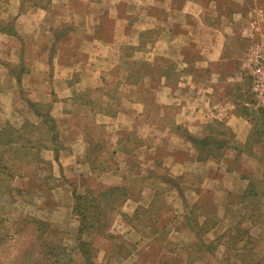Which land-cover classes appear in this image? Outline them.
Masks as SVG:
<instances>
[{"label":"rangeland","instance_id":"obj_1","mask_svg":"<svg viewBox=\"0 0 264 264\" xmlns=\"http://www.w3.org/2000/svg\"><path fill=\"white\" fill-rule=\"evenodd\" d=\"M176 4L180 6L183 0ZM41 6L46 15L40 22L33 19L26 25L19 19ZM121 13L126 16L120 17ZM151 16L166 20L161 8L145 0H0V31L9 35L19 50L14 62L9 57L0 58V62L17 79L33 71L32 76L41 80L31 79L30 84L39 83L45 89L37 100L25 89L17 100L0 99L6 111L0 127L37 121L29 102L39 104L40 111L50 103L49 114L58 136L55 151L41 149L29 164L24 154L16 159L25 165L28 175L13 180L24 190L21 197H0V264H86L77 248L78 239L89 242L90 264H126L125 259L138 248L139 235L155 236L140 243L139 254H143L139 259L144 264H150L147 251L160 253L170 248L166 238L173 225H180L181 217L168 216V207L193 205L188 198L186 201L187 188L169 171L164 159L174 146L178 147L175 156L181 158L186 151L183 148L193 146L188 135L207 134H190L180 122L181 114L176 113L177 104L167 105V98L160 97L168 84L177 86L179 66L167 61L166 35L156 39L166 25L152 27ZM142 21L145 28L135 34L134 27ZM252 28L249 41L239 45L246 48L242 56L250 71L252 94L259 102L253 90L252 65L253 51L264 43V32ZM8 29L11 32H5ZM39 52L46 56L43 68L35 66ZM161 76H170L169 83L162 85ZM150 147L153 154L148 152ZM203 167L215 169L216 165ZM171 179L175 184L168 182ZM114 186H121L126 195L106 212L101 232L79 234L78 217L72 211L73 191L83 193L91 187L98 192ZM146 188L154 190L150 204L137 205L141 190ZM234 200L235 196L229 201ZM192 210L198 214L197 209ZM239 213L237 206L230 208L222 217L225 226ZM37 219L47 228L32 221ZM38 229L42 230L40 239ZM253 235L259 239V254L251 261L262 258L260 264H264V229L254 228ZM193 245L176 247L175 252L188 251L187 264L214 258L216 252L194 257ZM218 247L219 261L227 249L222 244ZM173 260L180 262L176 256Z\"/></svg>","mask_w":264,"mask_h":264},{"label":"crops","instance_id":"obj_2","mask_svg":"<svg viewBox=\"0 0 264 264\" xmlns=\"http://www.w3.org/2000/svg\"><path fill=\"white\" fill-rule=\"evenodd\" d=\"M145 1H149L166 13V16H162L166 20L151 16L150 25L152 27L166 25V29L163 28L156 39L159 40L166 35V52L169 57L167 61L174 62V67L179 66L177 86L168 84L167 90L161 93L160 97L167 98V105L177 104L176 113L181 114L180 122L190 134H200L203 131V134L218 135L224 140L223 147L216 151L214 156L200 157V152L194 146H190L183 148L186 151L182 152L181 158H177L174 149L178 147L174 146L167 151L164 159L169 171L180 177L182 185L187 188L185 194L189 195H186V201L188 198L187 202L193 205L190 209H197L198 214L193 213L197 223L200 225L214 219V223L212 224L211 221L209 229L201 235L205 242H209L227 227L222 217H225L229 200L242 193L250 176L259 177L264 171V98L258 97L259 102L254 99L249 82L250 71L242 56L244 55L242 49L246 48L239 45V42L249 41L248 33L252 27L261 33L264 32V0H183L180 6L176 4V0ZM228 3L233 5L229 6ZM28 11L25 15L18 16L26 25L33 19L38 23L46 15L43 6ZM119 16L126 15L121 13ZM26 25L22 27L23 30ZM134 28L135 34L137 30L144 29L143 21ZM19 31L22 32V29ZM157 40L156 44H159ZM11 42L10 36L0 31V58L9 57V60L14 62L15 52L19 50ZM39 55L40 58L35 62V66L43 68L47 64L46 56L41 52ZM229 66H232V69L229 70ZM32 72L31 74L24 72L21 78L17 79L8 73L6 64L0 62V99L17 100L22 89L26 90L30 98L40 99L45 89L39 83L30 84L31 79L35 82L41 80L37 79V76H32ZM19 81L22 83L21 86L18 84ZM169 81L170 76H161L162 85ZM170 99H178V101L174 103ZM5 113L4 108L0 106V125L5 121ZM256 125H261V133L256 141L248 142L249 135ZM217 126L221 130H227L228 135L225 137L216 131ZM235 143L240 148L236 149ZM152 151L153 147H150L148 152L153 154ZM209 163L216 165L215 169L203 167ZM194 166L198 169L203 168L199 169L201 170H198L199 172L190 171L195 168ZM141 192L137 205L147 206L150 204L154 190L146 188ZM168 208L166 214L181 217V223L178 226L173 225L169 230L166 238L169 249L165 248L160 253L154 250L147 251L149 262L150 264H187L188 251L175 252V250L176 247L193 245L196 235L186 224V206L178 204L175 208L172 205ZM220 210L222 215L218 213ZM254 228L262 230L264 224L251 228L252 236H254ZM152 238L155 236L139 235L137 241L142 243L145 239L151 241ZM140 243L136 251L125 259L126 264H131L132 260H137V264H144L143 260L139 259L143 254V251L139 254ZM219 248L216 249L215 256ZM204 253L208 256L211 254ZM175 256L180 262L173 260ZM215 256L214 258L210 256L212 260L206 259L199 264L224 262L219 258V263L218 256L216 258Z\"/></svg>","mask_w":264,"mask_h":264},{"label":"trees","instance_id":"obj_3","mask_svg":"<svg viewBox=\"0 0 264 264\" xmlns=\"http://www.w3.org/2000/svg\"><path fill=\"white\" fill-rule=\"evenodd\" d=\"M5 32L9 33L11 31L8 29ZM29 104L38 117L37 121L25 120L19 127L8 123L0 127V197L6 194L10 197L19 198L24 193L22 187L13 184L15 178H24L28 175L21 160L16 161L19 154H24V158L28 156L26 163L29 164L30 161L37 159L36 155L41 149L55 151L57 148L58 136L54 119L49 114L50 103L42 105L45 109L43 111H40L39 104L35 102H29ZM260 126H255L249 135L250 140L248 139V142L257 140L261 133ZM216 131L223 134V136L227 135L225 134L227 130H221L218 126ZM188 140L200 152V157L214 156L215 152L219 151L224 145V140L219 138L218 135L207 134L201 137L188 135ZM234 147L236 149L240 148L236 143ZM41 181L43 182L44 179ZM170 181L175 184L173 179L168 182ZM177 189L179 190L178 187ZM125 195V191L121 186L109 187L98 192H95L91 187H86L83 193L73 191L72 211L78 217V233L90 232L91 230L100 233L104 225L102 220L105 219L106 212L119 204ZM227 205L231 209L237 206L240 212L238 219L228 225L218 237L209 242H205L201 235L209 229L211 221L212 224L214 223V219L199 225L193 216V210L186 206V224L190 226L197 238L192 246L195 249L194 257H201V252L212 254L222 244L227 249L225 252H221L224 260L222 264H260L262 258L251 261L253 256L257 257L259 251L256 246L257 237L251 235L250 229L264 224V171L259 177L250 176L242 193L235 195L234 202H228ZM230 208H226L225 215H227ZM32 221L43 226L46 224L39 219ZM46 228L44 226V229ZM41 233L42 230L38 229L36 234L38 239L41 238ZM78 240L77 248L84 255L86 264H90L87 253L89 242Z\"/></svg>","mask_w":264,"mask_h":264},{"label":"built area","instance_id":"obj_4","mask_svg":"<svg viewBox=\"0 0 264 264\" xmlns=\"http://www.w3.org/2000/svg\"><path fill=\"white\" fill-rule=\"evenodd\" d=\"M253 90L259 98H264V43L253 51Z\"/></svg>","mask_w":264,"mask_h":264}]
</instances>
